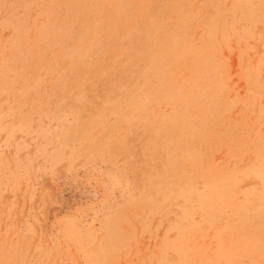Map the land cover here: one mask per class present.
I'll list each match as a JSON object with an SVG mask.
<instances>
[{
	"label": "rangeland",
	"instance_id": "1",
	"mask_svg": "<svg viewBox=\"0 0 264 264\" xmlns=\"http://www.w3.org/2000/svg\"><path fill=\"white\" fill-rule=\"evenodd\" d=\"M0 264H264V0H0Z\"/></svg>",
	"mask_w": 264,
	"mask_h": 264
}]
</instances>
